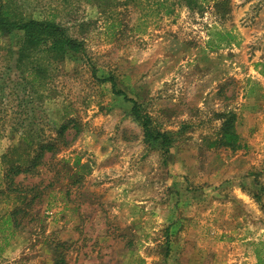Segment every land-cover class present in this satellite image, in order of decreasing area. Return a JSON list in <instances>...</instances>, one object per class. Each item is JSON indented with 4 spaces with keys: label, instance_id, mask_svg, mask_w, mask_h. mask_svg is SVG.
Masks as SVG:
<instances>
[{
    "label": "rangeland",
    "instance_id": "374dc122",
    "mask_svg": "<svg viewBox=\"0 0 264 264\" xmlns=\"http://www.w3.org/2000/svg\"><path fill=\"white\" fill-rule=\"evenodd\" d=\"M0 1L86 49L36 85L18 67L21 31L0 36V264H258L264 0H172L168 13L159 0ZM231 115L239 139L223 144ZM50 144L9 191L6 168Z\"/></svg>",
    "mask_w": 264,
    "mask_h": 264
},
{
    "label": "trees",
    "instance_id": "16d2710c",
    "mask_svg": "<svg viewBox=\"0 0 264 264\" xmlns=\"http://www.w3.org/2000/svg\"><path fill=\"white\" fill-rule=\"evenodd\" d=\"M185 1L187 5H192L193 2H197V0ZM157 5L164 8L168 13L172 5H174V1L159 0ZM14 31H21L19 36L18 67L26 69L25 71L29 73L33 83L36 85L43 79L48 78L51 68H53L57 62L63 60L69 52L74 51L85 54L86 51L84 42L70 36L66 29L53 18L41 20L36 18L26 19L17 14L10 3L0 1V36ZM115 85L116 83L113 84V89H115ZM35 92L39 94L38 89H36ZM116 93H122V91L116 90ZM132 112L141 123H143L146 137L148 139L152 137H154V139H161L162 148L168 151L172 141L169 132H153L149 126L151 121L150 115L143 112L139 105L135 104ZM233 122L234 115H231L222 127V137L220 140L223 144L233 145L238 142L239 135L234 129ZM67 127L66 124H63L60 129V134H62ZM45 149H52V144L41 146L37 156L32 158L33 161L30 162L29 160L28 164H30L26 168H22V166L16 164V162L10 164V166L6 168L2 178L5 183L4 185H6V188L8 186L9 191H13L11 183L14 179L13 176L21 172L31 171L32 166L37 165V159L42 156ZM1 192H4L3 188L0 190V193ZM17 210L18 208L6 210L2 216V221L4 223H14ZM255 252L258 264H264V240L256 244Z\"/></svg>",
    "mask_w": 264,
    "mask_h": 264
}]
</instances>
